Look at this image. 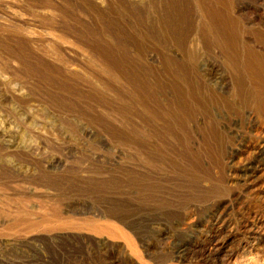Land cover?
<instances>
[{"label": "rangeland", "instance_id": "rangeland-1", "mask_svg": "<svg viewBox=\"0 0 264 264\" xmlns=\"http://www.w3.org/2000/svg\"><path fill=\"white\" fill-rule=\"evenodd\" d=\"M225 3L0 0V264H264V0Z\"/></svg>", "mask_w": 264, "mask_h": 264}, {"label": "bare ground", "instance_id": "bare-ground-1", "mask_svg": "<svg viewBox=\"0 0 264 264\" xmlns=\"http://www.w3.org/2000/svg\"><path fill=\"white\" fill-rule=\"evenodd\" d=\"M220 3V6L223 8V5L226 4L225 0H217ZM214 12V11H213ZM221 19V18H220ZM222 20V19H221Z\"/></svg>", "mask_w": 264, "mask_h": 264}]
</instances>
